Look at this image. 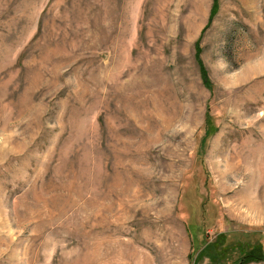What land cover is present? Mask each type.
Segmentation results:
<instances>
[{
	"label": "rangeland",
	"instance_id": "obj_1",
	"mask_svg": "<svg viewBox=\"0 0 264 264\" xmlns=\"http://www.w3.org/2000/svg\"><path fill=\"white\" fill-rule=\"evenodd\" d=\"M0 264H264V0H0Z\"/></svg>",
	"mask_w": 264,
	"mask_h": 264
},
{
	"label": "trees",
	"instance_id": "obj_2",
	"mask_svg": "<svg viewBox=\"0 0 264 264\" xmlns=\"http://www.w3.org/2000/svg\"><path fill=\"white\" fill-rule=\"evenodd\" d=\"M215 1L216 0H212V6L215 5ZM197 60H198V67H199V73H200V77H201V80L202 82L205 84V85H208L209 84V81H208V77H207V74H206V71H205V68L203 67L199 57L197 56ZM247 253H245L244 255H246Z\"/></svg>",
	"mask_w": 264,
	"mask_h": 264
}]
</instances>
